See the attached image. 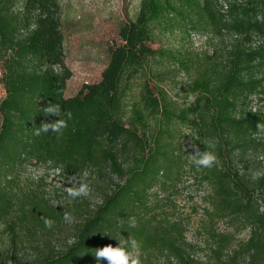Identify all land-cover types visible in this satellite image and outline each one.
Listing matches in <instances>:
<instances>
[{"label":"trees","instance_id":"1","mask_svg":"<svg viewBox=\"0 0 264 264\" xmlns=\"http://www.w3.org/2000/svg\"><path fill=\"white\" fill-rule=\"evenodd\" d=\"M19 1L16 11L15 0H0V224L9 239L0 264H97L95 249L126 245L129 236L141 242L144 263L162 257L166 264H202L192 257L182 221L170 220L157 198L186 165L208 188L202 228L214 262L264 264V178L253 181L239 166L247 150L264 147V135H256L264 113L251 110L252 97L264 95V0H140L134 19L119 27L100 80L71 97L61 0ZM174 31L208 35L220 46L201 56L152 48L158 33ZM169 64L174 73H192L181 102L162 86ZM49 102L72 118L61 116L62 134L36 136L41 123L60 119L44 114ZM192 145L213 151L218 163L197 167ZM37 166L65 180L90 173L108 184L93 207L84 198L70 208L53 206L44 193L20 187ZM66 212L76 218L69 226ZM44 218L55 221L51 229ZM222 219L249 230L230 254L233 236L216 232ZM65 227L71 242L57 246L51 239Z\"/></svg>","mask_w":264,"mask_h":264},{"label":"rangeland","instance_id":"2","mask_svg":"<svg viewBox=\"0 0 264 264\" xmlns=\"http://www.w3.org/2000/svg\"><path fill=\"white\" fill-rule=\"evenodd\" d=\"M139 2L140 0H61L64 62L71 72V77L66 84L65 97L74 96L83 85L93 84L100 80L101 73L108 62V49L114 43H119L118 29L123 23L134 19ZM20 6V1L15 0L14 10L18 11ZM219 46V40L208 35L190 33L189 36H186L182 32L174 31V33H158L156 43L152 45V48L186 49L201 56L204 53L212 55ZM168 67L171 73L162 86L171 97L181 102L185 94L184 89L189 84L192 73L189 75L183 72L174 73L176 66L169 64ZM3 96L4 92L0 85V100ZM252 98L251 110L264 113V95ZM184 133L183 142L188 151L191 141L186 136L188 131L185 130ZM262 138L256 139L259 141ZM255 146L247 150L239 162V166L249 173L253 170L264 169V159L260 158L264 157V147ZM190 166L186 165L179 181L172 187L168 186L161 190L157 194V198L170 220H181L184 224V236L186 242L192 245L190 251L193 259L202 264H217L210 252L213 242L207 239L202 228V224L206 220L204 208L208 207L204 200L208 188L205 184L198 182V177ZM76 179L89 183L92 189L90 196L84 198V201L90 207L98 204L101 196L100 189L108 182L101 181L90 173H85ZM68 181L46 166H37L31 167L25 172L21 178L20 187L44 193L53 206L62 205L70 208L74 200L66 192V188L72 186ZM70 214L74 220L72 222L65 221L66 226L76 221L75 216ZM215 227L216 232L233 236L228 254L245 242L249 234L248 229L239 228L229 219L217 221ZM68 236L65 227L56 231L51 240L57 246L59 244L64 246ZM66 242H71V240L68 238ZM8 246L9 239L3 232V225L0 224V253L2 254ZM139 255L142 256L140 251ZM141 260L142 264H147L143 262L142 257ZM155 264L166 263L160 257Z\"/></svg>","mask_w":264,"mask_h":264},{"label":"clouds","instance_id":"3","mask_svg":"<svg viewBox=\"0 0 264 264\" xmlns=\"http://www.w3.org/2000/svg\"><path fill=\"white\" fill-rule=\"evenodd\" d=\"M197 96L196 94H191L188 97L189 103H194ZM44 114L46 116L55 115L60 117V119L55 120L51 123L43 122L35 130L34 135L39 136L42 133H57L62 134V130L67 127V120L61 118L62 115L66 116L68 120L72 118L71 112H63L61 110V105L59 103L49 102L47 107L44 108ZM256 135H264V123L258 122L256 126ZM213 142H209L207 147H213ZM194 154H192L193 163L197 167L201 168H212L218 163V157L213 151H201L196 145H192ZM264 159V157H260ZM264 178V169L253 170L251 172V179L253 181ZM72 186L66 188L67 195L73 200L79 198H87L90 196L92 189L90 184L84 182L83 180H77L75 177L68 181ZM64 218L68 222H72L74 217L70 213H65ZM44 224L46 228L51 229L55 221L50 218H44ZM129 227H136L135 218H130ZM142 244L135 237L129 236L126 245L118 243V245L113 246L111 244L95 249L94 256L96 258L97 264L101 260L107 261V264H142L141 257L139 255V250Z\"/></svg>","mask_w":264,"mask_h":264}]
</instances>
